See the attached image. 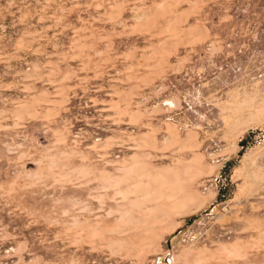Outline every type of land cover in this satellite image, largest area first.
<instances>
[{"label": "rangeland", "instance_id": "rangeland-1", "mask_svg": "<svg viewBox=\"0 0 264 264\" xmlns=\"http://www.w3.org/2000/svg\"><path fill=\"white\" fill-rule=\"evenodd\" d=\"M193 152L194 187L213 195L160 250H117L115 234L73 223L113 220L104 170ZM236 238L238 251L216 248ZM185 246L194 261H174ZM176 262L264 264V0H0V264Z\"/></svg>", "mask_w": 264, "mask_h": 264}, {"label": "bare ground", "instance_id": "bare-ground-1", "mask_svg": "<svg viewBox=\"0 0 264 264\" xmlns=\"http://www.w3.org/2000/svg\"><path fill=\"white\" fill-rule=\"evenodd\" d=\"M175 125L176 124L173 121H167V123L165 125L166 130L169 133L171 141L180 140V137H181L178 134V132H177L178 130L176 129ZM196 133H197V130H195V129H188L186 131V140H187L186 146L187 145L188 146L189 145H197L198 141L195 140L196 139V137H195ZM150 136H151V134H150ZM153 142H154V140H153ZM231 150H233V149H231ZM140 154H142V153H140ZM193 154H194V152H193ZM132 155L133 156H130V157H132V159H131L132 162L130 161L131 163L129 162V164H127L128 162H126L127 165L125 164V166L123 164H121L124 166V167L122 166L123 171H122V169H120L122 171L121 173L119 171H117L120 173L117 176L112 174V173H108L107 171L104 172L105 170L103 171V173H101L102 170L100 171L104 180L107 181V182H105L103 180V182L106 185L105 188L107 186H111V187H109L110 191H111V188L113 187L112 190L114 189V192L119 193V195L121 196L119 201L117 200V202L119 203V204H117L118 208H116V206H115V209H114L111 207L112 205L109 206L110 209H109L108 213L110 215L111 214L114 215L113 220L111 222H108V223L104 222L102 220H95V222H93V220H92V221H87L90 223V224L88 223L89 225L88 224L85 225L86 222L81 223L82 222V221L80 222L81 219L76 218L75 216H71V218L75 217L73 219V223L76 224V227L80 226L81 229H84L85 232H87V233L91 232L92 234H97V233L102 234L104 231H110L111 233L115 234L113 236L114 238L112 239V241L109 240V242L114 244L113 246L118 247L117 250L122 248V247H126L127 244H128L127 247H129V244L130 245L132 244L130 246V249L133 247V250L135 251V250L140 248V247L136 248L137 246H140V243H143V244L146 243L150 247H153L154 250H155V248H156V250H160L161 248L159 246L160 245L159 241L161 240L162 236L165 233L172 231L179 224V221L176 220L175 217L177 215L185 212L186 210H188L191 206L195 205V207H200L201 205H203L213 195V191L209 189V191L206 194H204V193L201 194L196 190V187H194L195 177L197 176L196 172H198V174L201 173V172L197 171V169L195 171V167L197 168V165L199 164L200 160H202L201 154H197V153L194 154L192 159L189 158L190 159L189 161L187 160L188 158H186L187 161H183L180 158L177 159L178 158L177 157V158H175L176 160H174L173 163L169 164V165H166V164L165 165L164 164L163 165H161V164L155 165V164H152L150 162H144V161L138 160V158L135 154H132ZM179 157H181V156H179ZM142 159H144V158H142ZM123 162H124V160H123ZM117 167H115V168L117 169ZM89 168L92 169V167H89ZM93 168L96 169L95 166ZM208 168L209 169L206 173L210 174L211 171L213 170V167L210 166ZM85 170H88V167H87V169L85 168ZM81 171H84V170L81 169ZM86 172H88V171H86ZM86 172H85V174H86ZM100 173H99V176H96V178L100 177V179H101ZM89 174H91V173H89ZM86 175H88V174H86ZM98 182H99V180H98ZM103 182L101 181L99 183L101 185H103L104 184ZM97 188H100V186ZM107 189L108 188H106V190ZM104 193H105V191L103 192V194ZM119 195H118V197H120ZM96 196H97V194H96ZM114 197L115 196L113 195V198ZM86 199H88V198H86ZM104 199H106V198H104ZM110 199H108V200H110ZM96 200H98V199H96ZM120 200L123 202V205H122V207L119 208V206H121ZM101 203H102V201H101ZM102 204H104V203H102ZM88 208H90V207H88ZM100 208H102V207H100ZM87 212L88 211H86V213ZM89 214H91V212ZM244 218H245V221L248 222V224H252V225H254V227H255V225L258 224L257 220L255 218L253 219L252 217H248V216H245ZM95 219H97V218H95ZM82 226H84V227H82ZM70 229H72V228H70ZM78 229H80V228H78ZM85 232H84V234H85ZM78 233H80V232H78ZM79 235H82V234H79ZM87 236H88V234H87ZM110 236H111V234H110ZM81 238H82V236H81ZM97 238H99V237H97ZM91 240H93V239H91ZM88 241H90V240H88ZM240 242L241 241L238 238H236V240H234L233 242H227V243L226 242H218L216 244V248L217 249L219 248V249H221V250H223L229 254L231 252L238 251L239 247H237V246H238V244H240ZM93 244H95V243L93 242ZM107 245L111 246L110 244H107ZM142 246L144 247V245H142ZM194 249H195V247H191V246L179 247L177 249L176 253H174L172 258L174 261H178L179 259L188 260L190 258L187 257V253L192 252V250H194ZM141 250H144V249H141ZM139 251L140 250H137L135 252H137V254L139 255V253H138ZM211 251H214V250H211L210 248H207V247H202V249L197 251L196 254H199V253L205 254V252L207 254H211ZM216 251H218V250H216ZM119 252H120V250H119ZM140 253H141V251H140ZM237 254H239V253H237ZM219 256H221V255H219ZM194 259H195V256H193V258H191L190 261L191 260L194 261ZM199 260L200 259L198 258L197 262H200ZM180 261H182V260H180ZM176 263L178 264V262H176Z\"/></svg>", "mask_w": 264, "mask_h": 264}, {"label": "crops", "instance_id": "crops-1", "mask_svg": "<svg viewBox=\"0 0 264 264\" xmlns=\"http://www.w3.org/2000/svg\"><path fill=\"white\" fill-rule=\"evenodd\" d=\"M233 92H234V91H231V92L229 93L228 98H227V104H228V106H231V104L237 102V100H238V101H241L240 98L237 99V100L234 98V94H233ZM240 97H241V96H240ZM234 101H235V102H234ZM246 104H247V103H246ZM246 104H245V103H243V104L240 103V104H238V105H239V107L243 110L244 106H247ZM230 111H231V110H230ZM231 115H232V116H235L236 113H232V111H231ZM232 140H233V139H232Z\"/></svg>", "mask_w": 264, "mask_h": 264}, {"label": "built area", "instance_id": "built-area-1", "mask_svg": "<svg viewBox=\"0 0 264 264\" xmlns=\"http://www.w3.org/2000/svg\"><path fill=\"white\" fill-rule=\"evenodd\" d=\"M182 73H183V75H186V74H184V73H186L185 71H183ZM191 73H192L191 77L189 76L190 77V80H193L194 81V70H191Z\"/></svg>", "mask_w": 264, "mask_h": 264}]
</instances>
